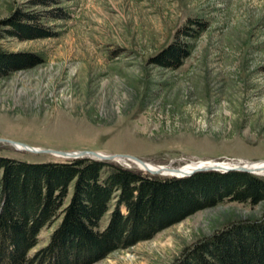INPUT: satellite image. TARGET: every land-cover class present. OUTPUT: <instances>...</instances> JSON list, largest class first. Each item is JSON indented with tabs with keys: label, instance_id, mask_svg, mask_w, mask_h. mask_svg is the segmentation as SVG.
<instances>
[{
	"label": "rangeland",
	"instance_id": "374dc122",
	"mask_svg": "<svg viewBox=\"0 0 264 264\" xmlns=\"http://www.w3.org/2000/svg\"><path fill=\"white\" fill-rule=\"evenodd\" d=\"M20 13L36 16L50 37L7 36ZM189 20L206 27L190 55L176 70L154 65ZM0 49L41 61L0 79V139L172 168L264 161V0H0ZM0 156L67 160L6 143ZM106 162L140 170L129 160ZM263 217L264 201H223L94 264H178L231 223ZM58 223L42 229L30 256Z\"/></svg>",
	"mask_w": 264,
	"mask_h": 264
},
{
	"label": "trees",
	"instance_id": "16d2710c",
	"mask_svg": "<svg viewBox=\"0 0 264 264\" xmlns=\"http://www.w3.org/2000/svg\"><path fill=\"white\" fill-rule=\"evenodd\" d=\"M37 20L15 15L6 34L20 41L50 37ZM205 28L189 20L152 63L178 69ZM40 62L0 49V79ZM223 201H264V179L235 171L164 177L92 158L27 162L0 156V264H94ZM57 220L47 244L30 256L42 229ZM178 264H264V217L231 223L187 250Z\"/></svg>",
	"mask_w": 264,
	"mask_h": 264
},
{
	"label": "water",
	"instance_id": "95a60500",
	"mask_svg": "<svg viewBox=\"0 0 264 264\" xmlns=\"http://www.w3.org/2000/svg\"><path fill=\"white\" fill-rule=\"evenodd\" d=\"M0 143H6L18 151H26V152H30L34 154H47V155L56 156L58 158L67 159V160L81 159V158H92V159L99 160V161H117V160H122V159L129 160L132 163L140 166L141 170L146 171L151 175H163L165 171L174 173L173 177H176V178L190 177L195 173L206 172V171H215V172H221V173L235 171V172H244V173L257 175L256 172H254V170L251 168V163H244V164L220 163L216 166L197 167L189 172L182 171V167L168 168L166 166H154L156 167V169L151 170L148 167V164L150 163L143 161L132 155H127V154H105V153H101L97 151L65 152V151H59V150H53V149L33 148L26 144L12 141V140H7V139H0ZM258 162L264 163V161H258Z\"/></svg>",
	"mask_w": 264,
	"mask_h": 264
},
{
	"label": "bare ground",
	"instance_id": "6f19581e",
	"mask_svg": "<svg viewBox=\"0 0 264 264\" xmlns=\"http://www.w3.org/2000/svg\"><path fill=\"white\" fill-rule=\"evenodd\" d=\"M56 157V156H55ZM119 162L121 163H125L128 162V160H119ZM221 162H213V161H210V162H199V163H191V164H188V165H185V166H182V171H185V172H189V171H192L193 169L197 168V167H207V166H216L218 164H220ZM251 163V162H249ZM134 164V163H133ZM136 167H138L140 170V166H138L137 164H135ZM154 166H162V165H155V164H148V167L149 169L151 170H155L156 167ZM167 167V166H166ZM168 168H172V167H168ZM251 168L254 170V172H256V174L258 176H263L264 177V163H259V162H253L251 163ZM146 172V171H145ZM148 173V172H147ZM173 174L172 172H164L163 175H159V176H169V177H173Z\"/></svg>",
	"mask_w": 264,
	"mask_h": 264
}]
</instances>
